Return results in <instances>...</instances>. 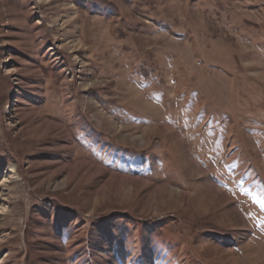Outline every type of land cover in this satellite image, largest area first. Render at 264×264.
<instances>
[{
  "label": "rangeland",
  "instance_id": "1",
  "mask_svg": "<svg viewBox=\"0 0 264 264\" xmlns=\"http://www.w3.org/2000/svg\"><path fill=\"white\" fill-rule=\"evenodd\" d=\"M0 264H264V0H0Z\"/></svg>",
  "mask_w": 264,
  "mask_h": 264
}]
</instances>
